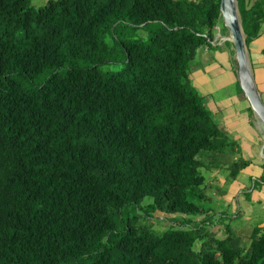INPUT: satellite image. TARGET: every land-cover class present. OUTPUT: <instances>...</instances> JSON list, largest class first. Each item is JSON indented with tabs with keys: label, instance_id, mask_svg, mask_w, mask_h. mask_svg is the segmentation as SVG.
Listing matches in <instances>:
<instances>
[{
	"label": "trees",
	"instance_id": "16d2710c",
	"mask_svg": "<svg viewBox=\"0 0 264 264\" xmlns=\"http://www.w3.org/2000/svg\"><path fill=\"white\" fill-rule=\"evenodd\" d=\"M237 1L248 48L264 0ZM220 3L0 0V264H264V230L219 238L201 205L204 169L248 165L191 84Z\"/></svg>",
	"mask_w": 264,
	"mask_h": 264
},
{
	"label": "crops",
	"instance_id": "0c3cea01",
	"mask_svg": "<svg viewBox=\"0 0 264 264\" xmlns=\"http://www.w3.org/2000/svg\"><path fill=\"white\" fill-rule=\"evenodd\" d=\"M216 51L217 49L210 50L208 47L201 48L198 59L206 67L208 65L212 67L227 65L232 70L230 60L224 54L222 56L216 54ZM247 51L253 77L264 101V25L260 36L251 43ZM236 78L238 79L237 75ZM238 102L240 106L237 109H234L232 112H225L223 116L224 122L221 127L228 134H234L233 139L231 137L230 139L233 142L232 148L235 147V149L234 151L231 149L232 154L227 163L241 158L246 160L248 165L234 179H229V169H212L207 175L205 185V188L207 186L208 189L212 190L210 194L205 192V196L208 199L206 202L211 204V207L206 208V210H209V217L212 218L207 221L206 225L210 231L220 238L226 236L228 224L225 225L224 220L230 218L229 215L233 211L231 209H233L232 204L234 202L238 206L234 209L232 217L238 218L246 211L249 214L251 213V209L255 207L260 208L261 214L257 213L258 216H253L257 220L253 217L251 218L258 222L253 229L260 228L264 230V183L261 179L264 175V125L253 111L245 94L243 95V99ZM220 171L226 173V177L221 179L216 185H210L212 175L215 174L216 176ZM240 201L243 202V205ZM204 215L206 216L205 213ZM203 216L197 217V220H201ZM241 228L235 225L231 229L243 239L246 235L242 232ZM252 231L247 238H251Z\"/></svg>",
	"mask_w": 264,
	"mask_h": 264
},
{
	"label": "rangeland",
	"instance_id": "374dc122",
	"mask_svg": "<svg viewBox=\"0 0 264 264\" xmlns=\"http://www.w3.org/2000/svg\"><path fill=\"white\" fill-rule=\"evenodd\" d=\"M47 1L48 0H32V5L35 9H39L40 7L44 6ZM218 27L220 28V30L218 29L219 32H217L218 30L216 31L215 36L217 34L219 35H217L218 37L216 36L217 38L214 39L216 45L215 47L217 49L216 54H219L220 56L224 54L230 60V66L232 70L227 65L219 67H212L208 65V67H206V65H204V63L198 58L191 62L190 70L191 84L193 89L201 95L203 103L210 111L212 119L221 126L224 122L223 116L225 115V112L227 111L228 113L230 111L232 112L234 109H237L240 106L238 101L243 99L244 94L239 85L238 79L236 78L238 72V63L237 61H235L236 57L234 47H232L228 43L231 36L230 32L226 30L227 28L225 29L223 21H220L218 23ZM126 29L128 30V28ZM133 37L136 39H146L147 33L145 34L143 30H137L133 32ZM123 67V64L111 63L108 65L105 64L104 66H102V69L104 71L117 72L122 70ZM230 137L231 139H233L232 137H234V134L232 133ZM209 172L210 171H207V169L203 170V173H205L206 176L209 174ZM225 177L226 173L222 171L216 174V176L215 174H213L210 185H216L221 179ZM205 192L207 194H210L212 190L210 188L208 189V187L206 186ZM150 200V197H146L140 207H142L143 209L144 206L150 202ZM241 204L243 205V202H241ZM201 205L205 209L211 207V204L206 201H203ZM232 206L233 209L231 210L233 211L229 215L230 218H226L224 220L225 225L228 224L227 227L230 228H233V226L235 227V225L240 226V228L242 227V232L246 235V237L242 239L243 245L249 246L251 238L249 239L247 238V236L250 234L253 227H255V225H257L258 223L254 220L256 218L253 216H258L257 213L261 214L259 210L260 208L255 207L254 209H251V213L248 214L246 211L244 214H241L237 218L235 216H232L234 215V209H236L238 205L234 202ZM135 216H138V224L151 226L158 234L163 233L171 225V222L164 218L165 215L163 213L158 214V216L156 217H146L143 210H139L136 206H130L127 218H134ZM251 217H253L254 219H252ZM198 247L199 245L197 244L196 248Z\"/></svg>",
	"mask_w": 264,
	"mask_h": 264
},
{
	"label": "water",
	"instance_id": "95a60500",
	"mask_svg": "<svg viewBox=\"0 0 264 264\" xmlns=\"http://www.w3.org/2000/svg\"><path fill=\"white\" fill-rule=\"evenodd\" d=\"M220 11L225 28H227L231 35L229 39L233 43L235 57L238 63L237 77L239 83L245 96L249 100L253 111L264 125V101L253 77L245 41V34L242 28L238 8V1L221 0ZM217 37H215V39Z\"/></svg>",
	"mask_w": 264,
	"mask_h": 264
},
{
	"label": "built area",
	"instance_id": "2783aa9c",
	"mask_svg": "<svg viewBox=\"0 0 264 264\" xmlns=\"http://www.w3.org/2000/svg\"><path fill=\"white\" fill-rule=\"evenodd\" d=\"M218 32H219V30H218Z\"/></svg>",
	"mask_w": 264,
	"mask_h": 264
}]
</instances>
